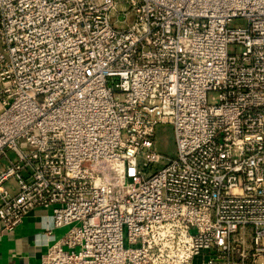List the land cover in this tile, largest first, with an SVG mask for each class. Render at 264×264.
Instances as JSON below:
<instances>
[{"label": "built area", "instance_id": "1", "mask_svg": "<svg viewBox=\"0 0 264 264\" xmlns=\"http://www.w3.org/2000/svg\"><path fill=\"white\" fill-rule=\"evenodd\" d=\"M0 105V223L66 229L42 264H264V0H0Z\"/></svg>", "mask_w": 264, "mask_h": 264}, {"label": "crops", "instance_id": "2", "mask_svg": "<svg viewBox=\"0 0 264 264\" xmlns=\"http://www.w3.org/2000/svg\"><path fill=\"white\" fill-rule=\"evenodd\" d=\"M8 166V160L0 159V172ZM4 187L12 195L18 192L15 180ZM65 231L55 229L52 212L46 209L31 211L14 232H7L0 223V264H42V256Z\"/></svg>", "mask_w": 264, "mask_h": 264}, {"label": "rangeland", "instance_id": "3", "mask_svg": "<svg viewBox=\"0 0 264 264\" xmlns=\"http://www.w3.org/2000/svg\"><path fill=\"white\" fill-rule=\"evenodd\" d=\"M129 23H133V19H129ZM242 25V22L237 21L231 24L232 29H236ZM231 53L233 52H240V48L238 47H231L229 49ZM215 95H210L209 100L210 103L213 104L215 101L213 100ZM25 144V143H24ZM23 144V146H25ZM25 148V147H23ZM153 151L165 156L166 158H174L177 154V146L176 140L174 136L173 127L170 125H159L156 128L155 139H154V148ZM144 153L141 155L139 159V165L142 171L144 172L145 176L148 177L153 175L154 173L158 172L164 167V161L160 164H152L147 167V159L150 156L148 150H144ZM9 157L12 161H16L15 156L12 153H9ZM66 230V229H65Z\"/></svg>", "mask_w": 264, "mask_h": 264}, {"label": "water", "instance_id": "4", "mask_svg": "<svg viewBox=\"0 0 264 264\" xmlns=\"http://www.w3.org/2000/svg\"><path fill=\"white\" fill-rule=\"evenodd\" d=\"M237 260H238V256H237Z\"/></svg>", "mask_w": 264, "mask_h": 264}]
</instances>
